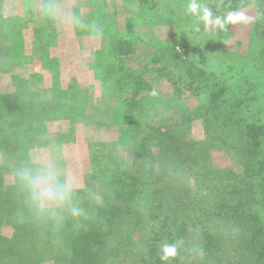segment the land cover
<instances>
[{"label": "trees", "instance_id": "trees-1", "mask_svg": "<svg viewBox=\"0 0 264 264\" xmlns=\"http://www.w3.org/2000/svg\"><path fill=\"white\" fill-rule=\"evenodd\" d=\"M186 1L171 0L166 13L156 8L157 19H164L163 13L176 18ZM204 2L212 15L221 16L207 32L203 48L179 36L165 49L157 47L160 50L153 52L146 70L138 63L129 64L137 48L128 41L110 40L114 43L105 59L99 49L91 54L88 69L97 67L98 59L103 62L102 94L97 101L117 116L123 109L131 113L141 107L149 93L162 92L164 85L172 92L162 99L156 114L159 124L147 119L143 130L139 125L132 128L134 135L124 139L121 155L115 153L113 158L101 151L94 165L102 163L84 174L85 186H70V205L46 206L44 211L16 181V173L23 168L34 174L48 171V158L37 151L45 147L34 142L41 129L30 119L41 116L40 112L52 111L51 117L64 113L61 100L71 92L35 90L61 62L60 57L49 62L40 50L41 39L54 35L46 29L47 4L43 2L42 18L35 15L37 11H29L31 17L18 21L23 25L32 17L43 20L33 23L32 32L41 60L37 70L36 63L25 73L11 74V67L2 70L11 74L14 90L0 93V99L5 97L0 101L4 113L0 127L6 128L0 133L4 159L0 165V264H161L163 243L178 245L179 255L171 264H264V197L258 196L264 193V0ZM251 7L257 11L255 27L243 54L235 50L239 43L235 47L228 43L233 38L228 16ZM94 31L89 34L105 42V33ZM13 55V47L4 54ZM173 84L175 89L190 90L184 103L179 102L183 95L178 98ZM89 89L88 97H92ZM189 98L197 105L190 107ZM124 117L129 121L134 115ZM200 125L202 136L196 140L192 129ZM221 154L230 160V167H216L214 156ZM72 207L80 215L73 216Z\"/></svg>", "mask_w": 264, "mask_h": 264}, {"label": "rangeland", "instance_id": "rangeland-1", "mask_svg": "<svg viewBox=\"0 0 264 264\" xmlns=\"http://www.w3.org/2000/svg\"><path fill=\"white\" fill-rule=\"evenodd\" d=\"M43 2L47 4L46 9L49 12L45 10ZM129 2L132 3L128 5ZM191 2L192 0L183 2V10L179 12L176 18L170 19L164 13L172 5L170 4L171 0H158L159 5L154 0L148 2L141 0H1L0 93L10 89L14 90L11 74L25 73L28 66L35 63L37 65L38 60H41L39 53L36 52L35 44H33L36 40L32 34L35 26L33 23L39 25V22H43L41 20V8L45 10L44 13L49 15L46 29L48 33H54V35L41 39L44 44L40 50L48 53L45 55L49 62H54L55 60L52 59L58 57L61 58V62H59L58 67L51 71L52 75L47 76L48 79L45 78L44 82L36 85L35 90L37 88L43 90L44 87H47L55 94L58 90L71 93H68L61 100V103L64 104V113L60 111L62 114L56 113L54 117H51L52 111H49L50 113L40 112L41 116L35 115L30 120L31 122L32 119L35 121L32 122L34 127L41 129L34 142L36 146L45 147L39 148L37 151L44 152L43 157L48 158L45 160L49 162L46 167L48 171L54 173L57 181L76 188L85 186L87 170L92 167H99L102 163L101 161L94 165V160L100 158L98 155L101 151L105 150L107 156L109 153L108 157H113L115 153L121 155L123 154L121 147L124 145V139L134 135L132 128L139 125L138 129L143 130L147 119L153 120L156 124L160 123L156 114L162 107V99L166 94L170 95L172 92L167 89L168 86L164 85L160 88L162 92L155 91L146 96L149 97L147 99L149 102L146 101L141 107H134L131 113L127 109H123L121 110L122 115L117 116L116 113L108 111L97 101L102 94L100 81L102 76L99 72H101L103 62L98 59L96 62L100 64L97 67L92 65L88 69L87 63L91 54L99 49V53L103 52L102 58L105 59V53L111 54L110 47L114 43H110V40L128 41L137 48L136 57H131L129 64L137 65L138 63L143 70H146L152 63L154 54L160 50L157 47L165 49L168 43H174L179 36L183 37L189 45L194 44L197 49L203 48L207 32L216 26L215 20L221 14L212 15L211 21L205 23L200 21L196 15L188 12L187 8ZM195 2L202 7H207L204 0H195ZM156 8L163 10L162 12L165 11L163 13L164 19H157ZM29 11L32 13L37 11L35 15H39L41 18L32 17L29 24L27 20L22 25L18 21L23 22L31 17ZM238 14L247 19L230 23L229 27L233 32V38H230L228 43L231 47H235L239 43L235 50L244 54L249 49L250 33L255 27L257 11L251 7L249 11L243 10ZM4 17L9 18L8 22ZM185 18H190V20H185ZM201 25L204 28H200ZM92 31L95 33L104 32L105 42H102L100 36L89 34ZM112 35L115 37L113 38ZM199 38L200 41H198ZM12 47L15 55L5 57L6 50L12 49ZM64 47L69 49L71 54L69 51L67 54L58 50ZM236 54L238 53L236 52ZM236 57L238 58V56ZM136 58L137 62H135ZM106 65L108 63H104V66ZM8 67L12 68L11 74H3L2 70ZM39 67L37 65L36 70ZM59 72L60 77L58 78L56 75ZM156 76V74H152V78ZM74 80H77L75 85L72 83ZM72 85L74 86L69 90ZM175 86L173 84V88ZM89 88L94 93L92 97H88V94H91ZM189 91L186 87H182L181 90L175 89L174 93L178 98L183 95L179 102L184 103ZM4 98L3 96L0 101ZM131 102L133 107L135 99L132 98ZM186 102L190 107L197 105L192 98L186 99ZM124 115L131 117L134 115V117L126 121ZM2 117H4V113L0 107V120ZM136 120L138 123L135 122ZM5 129L1 126L0 133L4 132ZM202 131L201 125L200 127L195 126L192 129V137L196 140L199 139L202 136ZM108 144L110 145L108 146ZM2 155L0 151V165L4 162ZM217 156L220 157V160L216 158ZM217 156H214L216 167H230L231 163L227 157H223V154ZM23 164L22 166H24ZM104 171L105 174L108 173L107 169ZM24 172L34 174L31 169L25 171L23 168L19 173H16V181L20 180L19 185L23 187L26 194H30V188L21 175ZM258 196L264 197V193H259ZM3 231L6 234H12L10 229L4 228Z\"/></svg>", "mask_w": 264, "mask_h": 264}, {"label": "clouds", "instance_id": "clouds-1", "mask_svg": "<svg viewBox=\"0 0 264 264\" xmlns=\"http://www.w3.org/2000/svg\"><path fill=\"white\" fill-rule=\"evenodd\" d=\"M188 12L197 16L200 21L208 23L211 21L212 12L207 7H202L195 0L188 5ZM247 18L241 14L232 13L228 16V22L235 23ZM219 23V21H217ZM32 193L33 200L37 203L39 210L44 211L46 206L52 208H63L71 203L72 190L70 186L57 181L51 171L40 170L35 174L24 172L21 174ZM73 216L80 215V210L72 207ZM55 215V213H53ZM179 255L176 243H163L160 246L159 259L161 264H171Z\"/></svg>", "mask_w": 264, "mask_h": 264}]
</instances>
